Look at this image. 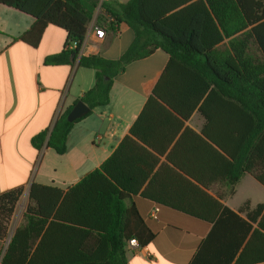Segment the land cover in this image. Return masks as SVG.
Listing matches in <instances>:
<instances>
[{
  "label": "trees",
  "instance_id": "obj_1",
  "mask_svg": "<svg viewBox=\"0 0 264 264\" xmlns=\"http://www.w3.org/2000/svg\"><path fill=\"white\" fill-rule=\"evenodd\" d=\"M0 5L35 20L20 37L33 48L39 46L49 26L66 32L65 49L48 57V65H73L75 56L81 68L95 71L94 87L63 110L50 131L33 139L38 151L47 147L64 155L74 125L95 109L109 105L114 80L128 65L162 50L170 60L160 78L145 86L150 93L149 102L158 99L170 103L168 96H179L193 109L202 103L199 110L207 120L234 123L226 128V141H214L230 158L216 153L227 169V183L234 187L246 173H253L264 185V0H129L125 4L104 1L100 6L102 14L115 24L126 23L135 35L118 60L80 54L99 7L92 0H0ZM165 82L168 90L163 93L161 86ZM79 101L91 112L71 123L67 117ZM128 141L131 139L121 149ZM121 149L66 192L33 184L24 222L11 238L1 264H128V241L134 237L140 246H148L156 232L130 231L127 201L129 194L136 191L125 180ZM22 195V187L0 194L1 242L8 235ZM204 196L213 216L182 211L212 223V232L229 224L228 215L236 220L237 230L242 231L229 244L231 254L220 256L217 264H232L251 232L235 264L264 263V205L248 214L250 222L227 207L216 219L223 206ZM228 243L224 241V245ZM201 257L200 251L190 264H202Z\"/></svg>",
  "mask_w": 264,
  "mask_h": 264
},
{
  "label": "crops",
  "instance_id": "obj_2",
  "mask_svg": "<svg viewBox=\"0 0 264 264\" xmlns=\"http://www.w3.org/2000/svg\"><path fill=\"white\" fill-rule=\"evenodd\" d=\"M100 6L80 54L118 60L133 43L134 32L126 23L115 24L102 14ZM34 21L0 5V194L23 188L9 224L10 240L24 222L33 184L66 192L100 168L129 138L120 158L125 162V180L136 191L127 201L130 231H154L156 237L148 246L126 247L127 263L190 264L201 251L202 264H217L220 256L230 255L229 244L240 231L236 220L227 215L229 224L212 232V223L187 215L182 209L213 216L207 209L204 195H208L223 206L216 219L227 207L250 222L248 214L264 205V185L253 173H246L232 187L227 183L225 164L216 156L218 152L230 160L214 141H226V128L234 123L207 120L199 110L202 103L193 109L179 96H168L170 103L158 99L150 103L145 86L160 78L170 60L168 54L157 50L128 65L114 80L109 105L95 109L74 125L64 155L47 147L38 151L33 139L50 131L61 112L94 87L95 71L81 68L78 59L73 65H48V57L65 49L67 34L49 26L39 46L33 48L20 37ZM96 27L105 30L102 39L96 37ZM167 84L161 86L163 93L168 90ZM156 209L154 219L151 214ZM10 240L0 255V264ZM224 241L229 243L224 245Z\"/></svg>",
  "mask_w": 264,
  "mask_h": 264
},
{
  "label": "water",
  "instance_id": "obj_3",
  "mask_svg": "<svg viewBox=\"0 0 264 264\" xmlns=\"http://www.w3.org/2000/svg\"><path fill=\"white\" fill-rule=\"evenodd\" d=\"M98 4L101 3V0H92ZM72 61L75 62V56H72ZM91 112V109L82 101H79L70 111L67 119L69 122H75Z\"/></svg>",
  "mask_w": 264,
  "mask_h": 264
},
{
  "label": "built area",
  "instance_id": "obj_4",
  "mask_svg": "<svg viewBox=\"0 0 264 264\" xmlns=\"http://www.w3.org/2000/svg\"><path fill=\"white\" fill-rule=\"evenodd\" d=\"M104 1H110V0H101V3L99 5H101ZM104 34H105V30L103 28H99V27L95 28V35L98 39H102ZM157 212H158V209H156L151 214V217L154 219H157ZM139 246L140 245H139L138 241L136 239H132V240L128 241L126 247H127V249H131V248H138Z\"/></svg>",
  "mask_w": 264,
  "mask_h": 264
},
{
  "label": "rangeland",
  "instance_id": "obj_5",
  "mask_svg": "<svg viewBox=\"0 0 264 264\" xmlns=\"http://www.w3.org/2000/svg\"><path fill=\"white\" fill-rule=\"evenodd\" d=\"M9 240H10V232H9V234L7 235L6 239H5L4 241H2L3 244L0 245V255H1V253H3V251L5 250L4 248H6V246H7L8 242H9ZM2 247H3V248H2Z\"/></svg>",
  "mask_w": 264,
  "mask_h": 264
}]
</instances>
